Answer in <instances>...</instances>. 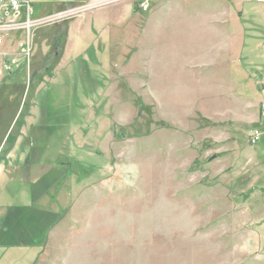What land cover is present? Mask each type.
Here are the masks:
<instances>
[{
  "label": "rangeland",
  "instance_id": "374dc122",
  "mask_svg": "<svg viewBox=\"0 0 264 264\" xmlns=\"http://www.w3.org/2000/svg\"><path fill=\"white\" fill-rule=\"evenodd\" d=\"M28 1L96 2L35 26L0 83L2 204L48 227L34 264H264V3Z\"/></svg>",
  "mask_w": 264,
  "mask_h": 264
},
{
  "label": "crops",
  "instance_id": "0c3cea01",
  "mask_svg": "<svg viewBox=\"0 0 264 264\" xmlns=\"http://www.w3.org/2000/svg\"><path fill=\"white\" fill-rule=\"evenodd\" d=\"M155 1L156 0H154V2ZM169 1L171 2L172 0H169ZM189 2H191V1L190 0H181V2L179 4H183V6H185V5H188L187 3H189ZM71 4H73V3H69L66 5H71ZM232 22L234 23V25L232 27H230V29L232 31L233 30H239L238 29L239 26L235 27V18H232ZM17 33H21V31L11 32L6 37V40L3 43V45L0 46V61H2L5 58L13 57L17 53L19 42L23 39V38H20L22 36V33L19 37L17 36ZM237 47H238L237 53L240 55L239 45ZM232 74H233V72H232ZM1 82H2V80L0 81V83ZM20 147H21V144L17 146V148H20ZM17 148L14 149L9 154L8 157H6L7 160H5L3 162L4 164H6L7 166L9 165V166L13 167L12 162L14 159L15 152L17 151ZM4 172H5L4 165L0 164V248L9 247L10 242L12 244L11 246H13L15 248H21V249L22 248H26V249L27 248H29V249L35 248L37 251L38 250L40 251L38 253V255L32 256L31 253L29 255H27V250L25 249L24 251L20 252L19 257L16 256L17 262L19 264H27V261H28L27 258H30L29 264H34V262L37 261L39 255L41 254L46 243L48 242V235H49L48 234V227L47 228L45 227V229L43 231L39 232L37 230L33 231L32 228L27 229L26 225H25L26 222H23V221L20 224H16V225L11 224L10 219H9L10 213L8 212V209H5L8 207V205H7V203L2 204L3 201L1 199V193H3V191L5 193L8 192L5 184H7V183L11 184V183H15V182L17 183L18 177L14 176L12 178L10 176L9 178L6 179L4 177ZM12 172L13 173L15 172V170L13 168H12ZM19 222H20V220H19ZM6 255L7 254H4V255L0 254V264L3 263L4 259L6 258Z\"/></svg>",
  "mask_w": 264,
  "mask_h": 264
},
{
  "label": "built area",
  "instance_id": "2783aa9c",
  "mask_svg": "<svg viewBox=\"0 0 264 264\" xmlns=\"http://www.w3.org/2000/svg\"><path fill=\"white\" fill-rule=\"evenodd\" d=\"M100 1H111V0H98ZM256 1L258 3H264V0H249ZM96 2L90 5L79 6L70 9L61 14H54L53 16H48L43 20H33L31 18L32 14V3L28 0H0V46L6 40V37L13 31H21L23 33V39L19 42L18 51L13 57L5 58L0 61V79L2 80L5 76L11 75L15 72L16 68L22 59L27 61L29 66L32 45H31V34L32 29L42 24L45 21L58 19L62 15H69L78 10L94 6ZM149 0H141L140 7L142 9L148 8ZM264 95V90L262 91ZM261 139L260 131L254 130L249 135V140L252 144L257 143Z\"/></svg>",
  "mask_w": 264,
  "mask_h": 264
},
{
  "label": "trees",
  "instance_id": "16d2710c",
  "mask_svg": "<svg viewBox=\"0 0 264 264\" xmlns=\"http://www.w3.org/2000/svg\"><path fill=\"white\" fill-rule=\"evenodd\" d=\"M16 75V70L13 74L11 75H8V76H5L3 79H2V87L3 86H7V85H11L13 82V77ZM4 89H6V87H4Z\"/></svg>",
  "mask_w": 264,
  "mask_h": 264
}]
</instances>
